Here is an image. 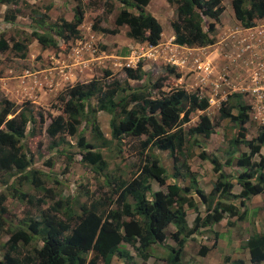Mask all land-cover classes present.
Segmentation results:
<instances>
[{
    "label": "trees",
    "instance_id": "16d2710c",
    "mask_svg": "<svg viewBox=\"0 0 264 264\" xmlns=\"http://www.w3.org/2000/svg\"><path fill=\"white\" fill-rule=\"evenodd\" d=\"M19 1L22 0H0V3L18 5ZM74 1L76 5L70 21L61 18L47 23L50 5L45 6V12L32 9L31 19L37 24L32 34L43 48H56L59 39L68 41L80 36L79 26L83 22L85 8L82 0ZM116 1L120 3V8L114 17V26L93 25V28L114 35L120 28L126 27L128 38L156 46L163 28L146 8L150 0ZM166 1L175 5V17L171 21L174 44L201 47L213 43L210 33L215 31V26L209 22L204 28V21L207 18L219 20L225 9L223 0ZM23 3L28 6L26 0ZM104 5V13L111 14L115 8L114 0H104ZM231 7L243 28H252L264 18V0H231ZM20 13L18 7L8 10L4 21L12 23ZM26 48L23 41L0 33V53L11 50L24 57ZM122 70L126 78L124 81L113 79L105 82L92 78L66 86L56 96L60 106H54L61 113L53 117L45 115L31 101L18 105L5 96L0 97V177L10 179L17 176L19 183L30 182L54 200L48 208L41 209L44 198L33 199L28 193L12 187L11 197L26 200L38 210L37 214L26 213V216L15 221L12 219L15 214L7 207L8 193L0 192V264H117L113 262L114 259L122 261V264H137L128 247L140 259V264H147L154 245H164L168 249L163 259L165 264H190L181 260L184 246L190 238L226 217L242 219L245 211L240 212V205H244L252 196L264 194V152H261L264 130L254 138L245 137L248 130L245 124L251 105L241 93L228 94L219 107V120L228 119L238 133L229 139L230 148L226 151L228 157L225 161L215 155L210 157L216 178L211 190L206 193L197 186L196 174L191 171L187 160L194 147L202 146L199 137H209L217 122L202 114L196 124L187 129L184 125L190 121L194 111L208 108V99L183 88H172L163 93L161 90L167 76L161 75L151 80L140 61L135 67L126 65ZM168 70L175 72L174 67ZM175 76L180 77V74L175 73ZM143 78L144 82L138 87H132L127 81ZM157 93L160 96L155 95ZM92 98L96 99L94 106L90 103ZM99 111L111 116L109 127L112 140L121 142L124 138L135 139L136 143L131 144V148L136 150L139 166L131 179L115 183L110 196L81 203L78 212L73 210L71 199L58 197L55 200L57 194L44 187L41 179L43 173L30 168L33 157L28 154L23 141L27 135L34 137L39 134L46 118L50 117L44 130L52 140L50 148H57L65 141L63 138L56 140V135L66 133L74 136L80 124V115L86 113L96 138L102 139V145L107 146L109 141L103 137L96 121ZM240 145L246 146L247 151L236 158L235 164L242 171L233 182L224 167L232 164V156ZM78 146L81 147L78 152L81 160L97 165L101 170L105 168L101 145L96 149L95 144L85 143L84 138L80 137ZM154 149L171 156L174 166L172 174L162 165ZM57 151L64 152L63 149ZM199 155L205 160L209 158L204 150ZM178 177L188 180V184L168 182L170 178ZM152 181L165 189L152 191ZM3 182L7 183L5 180ZM235 184L239 188H235ZM234 188L239 191L235 192ZM198 203L201 205L198 206ZM186 208L195 212L191 227L188 226ZM228 224L231 223L228 221ZM170 225H173V229L166 234ZM2 234L6 236L4 241ZM215 235L216 240L210 246H200L198 256H204L216 246L217 233ZM167 237L176 246L166 245ZM245 247L251 263L264 262V231L252 233L246 239ZM223 262L243 264V259L226 255Z\"/></svg>",
    "mask_w": 264,
    "mask_h": 264
},
{
    "label": "rangeland",
    "instance_id": "374dc122",
    "mask_svg": "<svg viewBox=\"0 0 264 264\" xmlns=\"http://www.w3.org/2000/svg\"><path fill=\"white\" fill-rule=\"evenodd\" d=\"M26 2L28 6L23 0L19 1L18 5L0 3V33H4L8 38L14 37L23 41L27 46L24 57L11 50L0 53V97L5 96L18 105L27 100L31 101L43 110L45 115L50 114L53 117L61 113V110L54 106H60L56 96L66 86L92 78L105 82L113 79L124 81L126 78L123 66L135 67L140 61L151 80L161 75L167 76L161 90L163 93L172 88H183L187 92H195L198 96L208 99V108L204 111H194L190 121L184 125L187 129L196 124L202 114H207L212 121L217 122L214 132L209 137H199L202 146L194 147L187 160L191 171L196 174L197 186L206 193H209L216 178L210 157L215 155L219 160L225 161L228 157L226 151L230 148L229 139L238 133L237 128L228 119L219 120V107L227 95L233 92L241 93L244 100L251 105L249 119L245 124L248 129L245 135L247 139L254 138L264 130V95L260 88L264 87V18L252 28H243L234 16L231 0H223L225 9L218 21L210 18L204 21V28H207L209 22H213L215 26V31L210 33L214 39L213 43L183 48L173 45L170 39L166 41L168 34L173 32L171 21L175 17V5L166 0H150L146 7L163 28V38L159 42L162 44L156 47L144 43L138 45V42L126 36V27L120 28L114 35L93 28V25L108 28L114 26V17L120 8L118 1L114 0L113 12L105 14L104 0H82L85 14L79 26L80 36L68 41L59 39L56 48H43L32 34L33 27L37 25L31 19L32 9L45 12V6L50 5L47 23L59 21L61 18L70 21L76 2L74 0H26ZM17 7L21 9V13L14 22H5V13ZM204 63L210 65L208 72H204L202 68L197 69V65ZM167 67H174L175 72H169ZM177 70L181 72L180 77L175 76ZM127 81L132 87H138L142 85L144 78ZM155 95L160 96V93ZM95 102V98L90 100L92 106ZM110 117V114L104 111L96 113V121L103 137L109 141L107 146L102 145V139L96 138L91 120L86 113L80 115V124L74 136L66 133L56 135V140L63 138L65 141L57 148H50L52 140L44 130L50 117L46 118L39 134L34 137L27 135L23 141L28 154L33 157L30 168L43 173L41 179L44 187L52 189L57 194L55 200L58 197L71 199L74 211L79 212L81 203L107 198L114 191L116 182L131 179L138 170L136 150L131 148V144L136 143L135 139L124 138L121 142L112 140ZM80 137L84 138L85 143L95 144L96 149L101 145L100 150L105 162L103 170L97 165H90L81 160V155L78 154L81 151V147L78 146ZM58 149H63L64 152L60 153ZM203 150L209 157L206 160L199 155ZM245 151L246 146L240 145L232 156V164L224 167L233 182L236 175L242 171V168L235 164L236 158ZM263 151L264 145L261 148V152ZM153 152L160 156L162 165L169 174H172L174 166L171 156L156 149ZM4 180L7 183H4ZM170 181H176L179 185L188 184V180L179 177L170 178L168 182ZM12 187L28 193L33 199L44 198L45 203L40 205L41 209L48 208L54 201L45 191L36 189L30 182L19 183L17 176L10 179L0 177V192L8 193L7 207L15 214V218L12 217L15 221L26 216V213L37 214L38 210L26 200L11 197ZM234 187L239 188L237 184ZM159 189L165 188L152 181V191ZM148 196H151V193H148ZM200 205L198 203V206ZM186 212L188 226L191 227L195 212L188 208ZM240 212L245 213L242 219L226 217L190 238L184 246L181 260L189 261L191 264H219L222 258L228 255L233 259L242 258L244 261L247 259L246 264H253L248 259L244 241L252 233L264 231V194L246 200L244 205H240ZM228 221L231 224H228ZM172 229L173 225H170L165 231L166 234ZM216 233V247L209 249L204 256H198L200 246L211 245L216 240ZM1 239L4 241L6 236L2 234ZM165 243L176 246L170 237H167ZM128 248L134 254L137 264H140V259L130 247ZM152 251L153 254L147 260V264H165L163 259L168 249L164 245H154ZM113 262L122 264L118 259H114Z\"/></svg>",
    "mask_w": 264,
    "mask_h": 264
},
{
    "label": "crops",
    "instance_id": "0c3cea01",
    "mask_svg": "<svg viewBox=\"0 0 264 264\" xmlns=\"http://www.w3.org/2000/svg\"><path fill=\"white\" fill-rule=\"evenodd\" d=\"M173 31V30H172ZM163 33V32H162ZM162 33H161V39H160V41H162V38H163V36H162ZM166 39H168V40H166V41H169V39L170 40H173V32H171V33H169L168 34V36H167V38ZM134 41V40H133ZM159 41V42H160ZM135 42V41H134ZM137 43V42H136ZM138 45H142L143 43H137ZM144 44H146V45H148L146 42H144ZM162 43H158L156 46H158V45H161ZM173 45H175V46H177L178 48H183V46H180V45H176V44H173ZM150 46V45H149ZM156 46H152V47H156ZM189 47V46H188ZM178 68V67H177ZM178 71V70H177ZM178 73H180L181 74V72L180 71H178ZM255 196H258V195H255ZM255 196H253V197H255ZM260 196V195H259ZM244 245H245V241H244ZM246 252H247V250H246ZM247 256H248V258H249V254H248V252H247ZM247 261V259H245V261L243 260V264H246L245 262Z\"/></svg>",
    "mask_w": 264,
    "mask_h": 264
},
{
    "label": "built area",
    "instance_id": "2783aa9c",
    "mask_svg": "<svg viewBox=\"0 0 264 264\" xmlns=\"http://www.w3.org/2000/svg\"><path fill=\"white\" fill-rule=\"evenodd\" d=\"M201 68L204 70V72H208L209 68H210V65H209V63H204L202 65H197V69L198 70L201 69ZM260 88H262V95H264V87H260ZM255 90L257 91L258 88L255 89Z\"/></svg>",
    "mask_w": 264,
    "mask_h": 264
},
{
    "label": "clouds",
    "instance_id": "9594fccd",
    "mask_svg": "<svg viewBox=\"0 0 264 264\" xmlns=\"http://www.w3.org/2000/svg\"><path fill=\"white\" fill-rule=\"evenodd\" d=\"M264 152V151H263ZM262 152V153H263ZM260 195H263V194H260ZM253 197V196H252ZM260 232V231H259ZM214 242V241H213ZM208 246V245H207ZM210 246V245H209ZM216 247V246H215ZM226 256V255H225ZM228 256V255H227ZM242 259V258H241ZM249 259V258H248ZM250 260V259H249ZM221 262L223 263V258H222V260H221ZM190 263V262H189ZM262 263H264V262H262ZM191 264V263H190ZM224 264V263H223Z\"/></svg>",
    "mask_w": 264,
    "mask_h": 264
}]
</instances>
